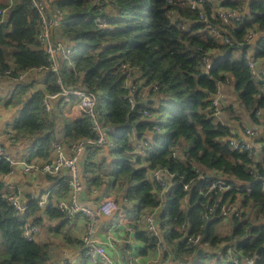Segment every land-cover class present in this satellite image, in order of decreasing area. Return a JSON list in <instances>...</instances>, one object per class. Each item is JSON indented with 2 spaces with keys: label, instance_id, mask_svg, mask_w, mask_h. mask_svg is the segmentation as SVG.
Wrapping results in <instances>:
<instances>
[{
  "label": "trees",
  "instance_id": "1",
  "mask_svg": "<svg viewBox=\"0 0 264 264\" xmlns=\"http://www.w3.org/2000/svg\"><path fill=\"white\" fill-rule=\"evenodd\" d=\"M33 1L0 0V11L6 10V19L0 23V84L7 78L6 82L19 86L16 96L5 104L12 107L24 100L9 130L15 140L10 145L21 139L30 141L32 152L27 159L30 163L33 159H50L52 145L59 141L58 129L62 134L59 142L67 148L80 139L97 140L88 115L82 114L70 122L61 121L58 128V117L42 105L45 96L60 94L63 89L89 91L97 98L98 125L119 131L108 135L110 152L118 159L112 162L114 168L106 175L112 185L125 189L127 201L134 202L132 212L136 223L146 210L160 205L149 179L150 172L163 168L173 176L164 194L166 207L160 213L161 219L166 218L161 227L170 258L184 264H205V248L217 253L225 245H230L238 257H253L264 246V148L260 158L232 150L227 139L233 134L215 118L212 99L217 86L229 78L230 89L242 111L238 112L246 115L254 126L263 127L264 135V81L252 75L245 57L251 50L252 58L264 67V0H193L197 8L187 14L181 6L182 0H106L108 4L103 0H47V6L59 9L68 19L58 30L71 43L72 65L65 59H57L58 72L51 71L47 52L38 40L41 16L32 7ZM217 6L240 14V21L228 31V43L210 35L200 21L195 22L198 13H203L211 25H217L212 16ZM98 16L107 18L106 27L95 23ZM181 19L188 20L185 30L178 27ZM250 31L256 37L247 43L244 39ZM205 55L211 60L208 70L202 62ZM122 65L138 69L132 71L133 81L140 90L132 94L136 101L133 110L125 99L131 93L125 87L128 68ZM36 72L44 73L43 91H29L33 82L26 75ZM57 80H61V85ZM161 94L169 98L162 99ZM145 99L148 103L143 105ZM156 99L159 104L154 107ZM164 103L170 106L165 108ZM144 110L153 115L151 120L142 116ZM223 110L230 119H239L232 105ZM258 110H262L260 115ZM162 129L164 134L160 133ZM147 133H152V138H146ZM137 138L148 139L151 147L163 141L162 149L151 152L149 158L139 157L133 145ZM262 139L259 135L255 143ZM174 150L180 151L179 157L172 155ZM96 151L102 149L87 146V185L101 183L102 175L90 171ZM11 170L9 163L0 161V264H46L47 246L23 236L26 223L41 224L37 213L40 207L34 200L29 201L23 220L6 200L1 177ZM208 173L252 186L250 194L240 195L241 213L229 219L231 230L225 235L217 232L223 220L220 210L235 201L237 194L231 190L203 198L201 192L206 183L200 176ZM58 183L61 195L66 197L70 191L68 184L62 179ZM183 185H189L187 191ZM249 203L256 213L252 214ZM246 207H249L247 212ZM209 208H213L212 213ZM45 216L49 220L65 218L52 203L46 207ZM131 225L136 240L144 246L142 253L148 250L154 253L157 240L136 224ZM181 225L189 229V234L200 235V243L189 244L178 231ZM263 263V260L259 262Z\"/></svg>",
  "mask_w": 264,
  "mask_h": 264
},
{
  "label": "built area",
  "instance_id": "2",
  "mask_svg": "<svg viewBox=\"0 0 264 264\" xmlns=\"http://www.w3.org/2000/svg\"><path fill=\"white\" fill-rule=\"evenodd\" d=\"M187 1L188 7H190L191 11L197 8L196 3L193 0ZM103 2L105 4H108V1L106 0H103ZM32 7L36 9L41 16V32L38 35V40L47 52L49 67L51 71L58 72L59 70L57 56L64 57L67 64L71 66V48L57 45L51 38V29L53 27L59 26V23L54 19L53 15L50 14L51 8L45 4V0L44 2H42L41 0L33 1ZM52 10L53 13H55L56 15H61L59 9L52 8ZM212 16L218 22V24L215 26L209 23L203 13H198L195 22L200 21V23H203L206 26V29L208 30L210 35L218 38L223 43H228V39L226 38L228 31L232 30L234 28V24L240 21V14L235 10L217 6L212 11ZM0 17L1 23L6 19V10L0 11ZM67 21L68 19L62 20V22ZM187 22L188 20L181 19V21L178 23V27L181 30H185ZM95 23H97L100 27H106L107 18L104 16H98L95 18ZM255 37L256 34L250 31L246 35L244 40L247 43H251ZM245 57L247 59V65L250 68L252 75L258 80L264 81V67L260 63H257L251 55L249 56L248 54H246ZM202 62L205 65V70H208L211 65V60L209 59V57H207L206 55L203 56ZM122 68H128V66L122 65ZM137 70L138 69L136 67H134V70L128 68L126 72L127 79L125 80V87L128 89L129 93H131V95H126L125 99L130 105V110H133L134 106L136 105V101L133 100L132 94L136 93L139 90V86L135 85L132 78V71ZM6 74H8V72ZM57 84L61 85V80H57ZM230 86L231 82L229 78H226L222 83L217 86L212 99V106L215 109L214 116L219 115L221 106L225 101V94L223 92V89H230ZM154 89H156V87H154ZM144 91L145 88L142 90L141 93H144ZM58 98H61L65 103L69 104H71L73 98L76 99L74 107L79 110L80 113L86 114L90 117V120L93 124V129L98 136L97 140L92 141L90 139H80L76 143H72L68 148L65 147L61 142H55L52 145L51 154L49 157L50 159L48 161H42L41 163H28L27 159L14 161L10 157V155L5 149L3 141L4 138H7L8 143H14V137L12 136L10 131H7L4 134L0 131V161L7 162L12 166V170L8 174L3 175L1 177V184L6 195V200L14 209H16L22 215L23 220H26L25 214L28 211V205L22 202L19 196L14 193L13 188L7 184V177L11 175L12 172L15 171V169H21L25 173H39L42 175H56L61 173L63 170H66L68 176L63 180V182L68 184L70 191L67 197L63 198L62 201L56 204V208L62 214H64L65 218L72 217L73 215H79L85 218L86 230L82 237V256L89 264H117L113 260V258L108 254L106 250L107 244L96 236L95 223L97 218L101 214L109 215L113 211L121 213L120 209L108 199L102 201L101 204H99V206L96 208L84 205L79 200V194L85 187L86 173L85 170H80V168L76 164V156L82 155L84 152H86L87 146L89 145L102 148L108 143V134L103 132V128L106 127L98 125L96 119L95 107L97 103V98L94 94L83 89H63L60 94L47 95L44 97V99L42 100V105L44 109L46 111H49L50 102ZM261 113L262 110L257 111L258 115H260ZM142 116L144 118H148L147 120H151L150 118H152L153 115L149 111L144 110L142 112ZM118 132L119 131L115 128L110 129L111 134H117ZM243 134L244 139H238L236 137H231L227 139L228 146L236 152L247 153L253 158H260L262 156V148H259L260 150H258L254 146L255 140L259 137L258 133H256L253 129L248 128L244 130ZM148 139L145 140V138H137L133 143L135 154L145 159L150 157L151 152H156V146H162L163 143V141H160L158 145L151 147ZM179 152V150H174L172 151V155L177 158L180 156ZM195 171L198 172V169L195 168ZM172 177V174H169L168 171L163 168H155L150 172L149 179L153 184V192L155 193L157 199L160 201V205L155 208L146 210L145 214L141 217L139 223H136V226L144 230L149 237L155 238V240H157L156 247L157 250L160 252L159 255L157 254L158 258L148 260L142 263L140 262L138 256H132L127 260L126 264H184L180 261L176 262L170 258L168 249L164 244V237L162 239V234L159 231L157 223L158 216L162 211L161 207L164 204V194L168 192V188L172 184ZM200 180L202 182L205 181L206 183L205 190L201 192L202 197L205 199L210 194L216 196L219 192H227L231 190L236 191V200L224 205L223 207H221L220 210L221 216L223 218H227L228 220L232 217H238L241 213V202H236L238 200V197L242 194L246 195L252 192V186L250 184H243L239 181H232L224 176L216 175L213 173H208L205 176H200ZM188 188L189 185H183V190L187 191ZM36 204L39 207L49 206L48 200L45 197L41 200H37ZM212 211L213 208H209V212L212 213ZM112 224H114V227H120L124 229L126 233L135 232V229L132 227V225H128L126 223V218L124 217V215H121L119 219H115V221H112ZM36 231L37 228L35 226L26 223L23 228V236L26 239L35 240L34 237ZM178 231L180 232V234H183V238L189 244L197 245L202 239L200 235L189 234V229L185 225H181L178 228ZM205 249L206 251L208 250L207 248ZM165 253H167V255ZM210 256L212 258V261L220 262L221 264H259L261 260L264 261V257L257 253L253 257H238L234 249L230 245H225V247H223V251L217 253L210 252Z\"/></svg>",
  "mask_w": 264,
  "mask_h": 264
},
{
  "label": "crops",
  "instance_id": "3",
  "mask_svg": "<svg viewBox=\"0 0 264 264\" xmlns=\"http://www.w3.org/2000/svg\"><path fill=\"white\" fill-rule=\"evenodd\" d=\"M6 2H10V0H6ZM50 8V14L53 15L54 19L59 23L60 26V23L65 18L62 14L56 15L53 13L52 6ZM59 26L53 27L51 29V37L54 43L63 47L71 48V43L60 36L58 30ZM61 58L64 59V57L57 56V59L61 60ZM27 76L28 79L30 78L33 82L31 91L44 90L43 72L29 73V75H26V77ZM1 87L7 88L8 92L12 90L10 82L2 81L0 84V90H2ZM223 92L225 94V101L222 104V110L220 111L219 115L215 116V118L224 125L228 126L231 130V133L233 134V137L238 139H244L243 132L245 129H253L260 135V138L261 136L263 137L260 143H254V145H264L263 127L254 126L246 115H240L239 112H235V115H237L239 119H230V117L227 115V112L223 110L229 105H232L233 107L234 100L236 99L232 89L224 88ZM8 95L9 93L2 94L0 97V131L3 134L12 129L15 120L19 116L16 115L17 117H15L16 112L14 109L11 106L5 104V102H7L9 99ZM75 103L76 99L72 101L71 104H69L65 103L61 98L52 100L50 102V110L52 111L53 116L56 115L58 120H60V122H57L58 128L60 123L76 120L82 115V113H80V111L74 107ZM231 116L234 117V114ZM13 118L15 119L12 121ZM57 137L59 141L62 140L60 129H58ZM146 137L152 138V134L147 133ZM107 139L108 143L101 148L102 152L98 154L99 151H96V153H94L91 158V162L93 163V169H91L92 172H95V170L98 168V159L102 160L101 157L103 156L107 160V154L110 152V149H112L109 136H107ZM25 141L26 139H21L18 140L15 145H10V143L7 141V138H4L3 142L5 149L14 161L29 158L30 155L23 154L24 152L22 150H24L23 148H25V144L31 146V142ZM259 148L263 147H256V149L260 150ZM87 156L88 153L84 152L82 155H77L75 158L76 164L82 171L86 169L85 165L87 162ZM42 161L43 160L41 159L31 160L33 163H41ZM106 162L107 161H104L103 163L104 169L106 168ZM110 163L112 162L110 161L109 164ZM103 166L101 171H103ZM104 175L107 177L106 173H104ZM67 176L68 173H66V170H63L61 173L56 175H42L39 173H25L21 169H15V171H13L12 174L7 177L6 182L13 188L14 193L17 194L21 201L25 204L28 205V202L31 200L36 202L37 200H41L45 197L49 204L52 203L53 206L56 207V204L62 201L66 195H61L62 193L60 189V183H58L59 179H62L63 181ZM109 185L112 186L110 177L104 178L102 176L101 183L92 185L85 184L84 189L79 194V200L84 205L96 208L99 206V204H101L102 201L108 199L113 202L121 211V213L113 211L109 215L101 214L95 223L96 236L107 244L106 250L108 254L117 264H126L127 260L132 256H138L140 262L142 263L158 258L157 254L159 255L160 252L157 250V247L154 253L148 250L144 254L142 253L145 251L144 246L141 242L136 240L134 232L126 233L124 229L120 227H114L112 221L119 219L121 215H124L128 225L133 223L136 224L134 221L136 220V217L132 212L134 209V202H129L125 199V189L119 188L120 190L115 189L113 191V189L109 188ZM46 207H40L39 211L37 212L41 217L42 222L40 225L35 226L37 231L34 237L37 243L44 244L48 248V260L46 264H87L84 257L82 256V237L86 230L85 218L79 215H73L69 218L66 217L63 219L49 220L47 216H45ZM165 220L166 218L161 219V216H158L157 223L159 231L162 234V239L165 232L162 230L161 225ZM206 252L208 253L209 251L207 250ZM212 263L215 264V262Z\"/></svg>",
  "mask_w": 264,
  "mask_h": 264
},
{
  "label": "rangeland",
  "instance_id": "4",
  "mask_svg": "<svg viewBox=\"0 0 264 264\" xmlns=\"http://www.w3.org/2000/svg\"><path fill=\"white\" fill-rule=\"evenodd\" d=\"M183 2H180L181 3V6H182V8H183V11L187 14V13H191V10H190V7H188L187 6V2L188 1H184V0H182ZM223 1H225V0H221V2H223ZM184 3H186V4H184ZM110 9V8H109ZM247 54L250 56H252V51L251 50H248L247 51ZM217 55H219V54H217ZM219 57V56H218ZM217 57V59H216V61H218L219 60V58ZM220 58H223V56H220ZM8 79L7 78H5L4 79V81H7ZM13 84H11V89L12 90H10L9 92L7 91V88H4V87H1L2 88V90H0V97H1V95L2 94H7V93H9V95H8V98L10 99L11 97H15L16 96V94L18 93V89H17V87H19V86H17L14 82H12ZM29 90V89H28ZM29 91H31V90H29ZM102 93V92H101ZM103 95H104V93H102V97H103ZM158 96V95H157ZM161 98L162 99H166V98H169L168 97V95H166V94H161ZM5 101V100H4ZM24 101V100H23ZM23 101H21V104H15V105H12V108L14 109V111L16 112V114H15V117H17L16 115H19L20 114V110H21V106H22V102ZM158 104H159V101L156 99L155 100V102L153 103V106L154 107H156V106H158ZM163 105V107H169L170 105L169 104H166V103H164V104H162ZM233 109H234V111L235 112H238V111H240V112H242L241 111V108H240V106H239V104H238V101L235 99L234 100V104H233ZM239 112V113H240ZM240 114H242V113H240ZM15 118H13L12 119V121L14 120ZM161 134H164V130L162 129V132H161ZM25 148H23L24 150H22L24 153L23 154H27V155H30V153L32 152V147L29 145H27V144H25V146H24ZM160 149H162V146L161 145H159V146H156L155 147V150H160ZM110 151H112V149H110ZM100 152H102V151H99L98 152V154L100 153ZM13 153V152H12ZM15 155V154H14ZM102 158V160L101 159H98V164L99 165H97V169L95 170V172L97 173V174H102V176L104 177V178H107V177H109V176H105L104 175V173H106V174H108L109 175V171H111V170H113V168H114V164L113 163H110L109 164V162L111 161V162H113V161H116L118 158H117V156L115 155V154H113L112 152H109L108 154H107V160L105 159V157H101ZM104 161H107L106 162V164H105V169H104V166H103V163H104ZM102 166H103V171H101V168H102ZM90 171H92L91 170V168H90ZM94 171V170H93ZM94 175V174H93ZM110 186V185H109ZM110 189H113V191L115 190V189H118V190H120L116 185H112V186H110L109 187ZM116 192V191H115ZM117 193V192H116ZM241 199H242V197L241 196H239L238 197V200L236 201V202H240L241 201ZM165 201H166V198L164 197V204H163V206L161 207V210H163V208H165L166 207V204H165ZM249 205H250V208H251V210H253L252 211V214L253 213H256V210L254 209V208H252V206H251V203H249ZM249 210V207H246L245 209H244V211L245 212H247ZM260 220H263V218L262 217H260ZM230 230H231V224H230V221L229 220H227V218H223V220L220 222V224L217 226V232H219L221 235L223 234V235H225V234H227V233H229L230 232ZM210 252H214L213 250H210L207 254H206V258H204V262H205V264H213L212 263V260H211V256H210ZM86 261V260H85ZM86 263L88 264V262L86 261ZM190 263V262H189Z\"/></svg>",
  "mask_w": 264,
  "mask_h": 264
},
{
  "label": "water",
  "instance_id": "5",
  "mask_svg": "<svg viewBox=\"0 0 264 264\" xmlns=\"http://www.w3.org/2000/svg\"><path fill=\"white\" fill-rule=\"evenodd\" d=\"M243 47H247L246 45H243ZM148 103V101L147 100H145V101H143V105L144 104H147ZM103 132L104 133H106V134H110V129L109 128H103ZM255 147H264V145H254ZM186 150V149H185ZM256 253L257 254H259V255H262L263 257H264V246H261V247H259L258 249H257V251H256Z\"/></svg>",
  "mask_w": 264,
  "mask_h": 264
}]
</instances>
